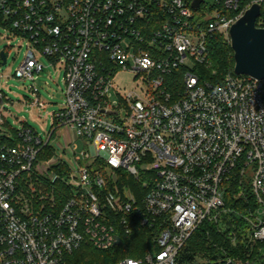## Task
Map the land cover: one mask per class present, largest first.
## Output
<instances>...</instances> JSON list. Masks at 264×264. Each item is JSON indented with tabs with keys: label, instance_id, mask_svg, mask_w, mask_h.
I'll list each match as a JSON object with an SVG mask.
<instances>
[{
	"label": "built area",
	"instance_id": "1",
	"mask_svg": "<svg viewBox=\"0 0 264 264\" xmlns=\"http://www.w3.org/2000/svg\"><path fill=\"white\" fill-rule=\"evenodd\" d=\"M255 4L264 11V0H0V26L26 42L14 76L32 82L29 106L46 107L33 85L42 57L65 84L44 138L22 127L0 139V264H64L137 226L154 248L118 264H177L192 234L224 214L233 173L257 206L244 216L249 242L264 241V79L212 85L196 73L210 65L208 41L230 43ZM120 71L143 94L115 99Z\"/></svg>",
	"mask_w": 264,
	"mask_h": 264
},
{
	"label": "trees",
	"instance_id": "2",
	"mask_svg": "<svg viewBox=\"0 0 264 264\" xmlns=\"http://www.w3.org/2000/svg\"><path fill=\"white\" fill-rule=\"evenodd\" d=\"M256 26L264 28L263 9ZM208 47L210 65L199 66L196 73L201 81L219 85L228 75H234L233 51L219 36L210 39ZM127 183L138 184L132 179ZM224 200L227 210L219 222L203 223L187 241L177 264H264V241L249 242V226L244 220L257 207L249 181L231 174L225 183ZM121 238L120 246L105 251L83 244L64 264H118L122 258H139L147 249L154 248L152 233L141 226Z\"/></svg>",
	"mask_w": 264,
	"mask_h": 264
},
{
	"label": "rangeland",
	"instance_id": "3",
	"mask_svg": "<svg viewBox=\"0 0 264 264\" xmlns=\"http://www.w3.org/2000/svg\"><path fill=\"white\" fill-rule=\"evenodd\" d=\"M8 43H10L9 49H7ZM20 44L23 46L19 48ZM123 46L126 47L127 43L124 42ZM4 49L7 52V61L5 65H0V94L3 98L0 113L4 121V125H0V138H12L16 130L22 127L30 128L44 138L51 129L52 113L59 111L64 105V72L62 69L52 67L44 57L41 58L40 61L45 69L33 85L41 101L46 103V107L31 108L29 103L36 97L30 91L32 82L21 81L14 76L17 67L24 59L26 42L10 37L0 26V51ZM192 65L189 61L186 63L189 68H192ZM142 90H145V85L135 73L120 71L113 80L111 92L113 97L118 99V97H125L130 91L139 95L143 94ZM123 112L125 113V110ZM142 168L150 170L151 167L143 166ZM226 210L225 208V212ZM248 232L250 235V228Z\"/></svg>",
	"mask_w": 264,
	"mask_h": 264
},
{
	"label": "water",
	"instance_id": "4",
	"mask_svg": "<svg viewBox=\"0 0 264 264\" xmlns=\"http://www.w3.org/2000/svg\"><path fill=\"white\" fill-rule=\"evenodd\" d=\"M194 7H198V2H195ZM260 15V5L251 6L232 25L229 31V45L233 51L234 75L257 81L264 79V28L256 26V21ZM1 57L2 65H5V54L1 53ZM2 104L3 100L0 98V105ZM115 245H121L119 238H117Z\"/></svg>",
	"mask_w": 264,
	"mask_h": 264
}]
</instances>
